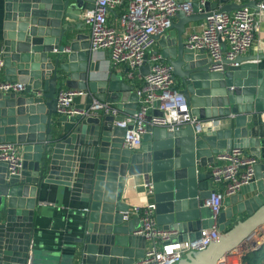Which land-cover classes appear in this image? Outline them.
<instances>
[{
  "label": "water",
  "instance_id": "1",
  "mask_svg": "<svg viewBox=\"0 0 264 264\" xmlns=\"http://www.w3.org/2000/svg\"><path fill=\"white\" fill-rule=\"evenodd\" d=\"M95 1L0 0V84L24 85L17 93L0 91V143L17 144L23 158L15 175L0 163V264H132L142 259L148 242L135 234L140 219H126L127 194L137 178L153 184L149 195L157 224L176 231L180 241H193L214 225L205 206L214 192L209 166L223 151L248 149L257 159L254 178L225 197L219 237L179 263L217 264L256 230L263 231L264 53L224 59L222 70L214 71L213 60L189 49L185 36L189 25L213 12L259 10L256 2L184 0L192 3V13L178 12L171 29L155 37L156 46L192 115L216 123L199 134L190 125L169 131L148 124L141 149L132 151L123 147L126 129L115 125L123 116L58 112L62 88L84 93L74 100L81 111L89 112L96 102L109 103L120 114L138 110L136 86L119 73L98 78L90 37L77 34L70 22L94 9ZM148 72V66L140 68L143 76ZM51 185L70 197L79 218L68 245L47 254L38 245L36 221ZM243 214L249 219L233 226Z\"/></svg>",
  "mask_w": 264,
  "mask_h": 264
},
{
  "label": "built area",
  "instance_id": "2",
  "mask_svg": "<svg viewBox=\"0 0 264 264\" xmlns=\"http://www.w3.org/2000/svg\"><path fill=\"white\" fill-rule=\"evenodd\" d=\"M206 1L199 0L200 5H204ZM248 1H255L259 10L243 7L229 14L213 12L205 20L201 31H194L188 36L187 47L204 51L214 62L212 70H222L221 62L224 59L232 61L246 54L254 45L261 30L264 0ZM124 3H127L128 10L120 17L117 27L109 22V16ZM192 10V3L184 0H96L94 9L83 14L85 24L89 27L91 51L94 54L107 51L113 67H127V77L131 83L141 80V84L136 87L139 97L137 112L125 115L115 123L117 127L126 129L123 142L126 149H141L148 124L169 131L190 125L199 134L206 125L216 123L213 120L203 121L192 115L188 102L176 87L172 67L165 62L156 46L155 37L171 29L178 12L190 14ZM200 10L203 11V8ZM143 66L149 68L145 76L140 73ZM23 90L24 85L20 83L0 84L2 92L17 93ZM78 96H84V93L61 89L57 94L59 114L91 115L103 111L105 114L120 115L118 109L105 102H96L89 112L76 109L74 100ZM155 111H159L160 115H154ZM0 163L7 164L11 175L18 174L23 168L19 146L0 143ZM256 164L255 157L238 147L216 156L215 163L210 165V172L212 185H219L221 189L213 190L211 197L205 201V206L213 215L214 225L202 229L199 237L193 241H180L176 231L160 227L153 203L145 207L130 208L126 219H140L141 225L135 234L145 237L148 242L144 257L133 264H179L186 255L207 249L220 235L217 220L223 210L225 197L238 193L251 182ZM143 187L148 193L153 192L151 182L144 183ZM247 253L241 248L233 249L217 264H244L243 259Z\"/></svg>",
  "mask_w": 264,
  "mask_h": 264
},
{
  "label": "crops",
  "instance_id": "3",
  "mask_svg": "<svg viewBox=\"0 0 264 264\" xmlns=\"http://www.w3.org/2000/svg\"><path fill=\"white\" fill-rule=\"evenodd\" d=\"M242 2H246V0H242ZM128 10L127 3H124L122 6L114 9L109 16V22L117 27H119L120 17L125 14ZM2 7H0V28L2 26ZM84 14V12H83ZM83 14L76 21H70L73 26L76 27L77 34H83L89 37V27L85 24ZM262 22H261V30L257 35L256 41L252 48L244 55L249 54H259L264 53V12L262 13ZM205 21H200L188 26V30L185 36V40H187L188 36L194 31H201L203 24ZM94 60L99 62V72L96 76L100 79H105L110 73H119L122 74L125 80H128L127 77V67L119 66L113 67L111 65L109 53L107 51H100L94 54ZM130 82V81H129ZM136 87L141 84V80L132 82ZM176 87L181 90V87L177 82ZM65 89V88H62ZM84 102V98L79 102L78 105H82ZM80 110V109H79ZM121 116L128 115L126 113H121ZM263 135H264V122L262 125ZM249 152V150H246ZM216 159V157H215ZM215 163V160H214ZM212 165V164H211ZM210 171V166L208 168ZM144 181L142 178H137L130 185L129 193L127 194V203L130 204V208L132 207H145L148 204L152 203V199L147 192V190L143 187ZM213 190H220L221 186L213 184L211 185ZM51 193H48L47 198L44 201V205L42 206L43 216L39 217L36 221L37 229L36 233L38 245L40 250L45 251L47 254L55 253L56 251H60V249L65 248L68 245L66 238L74 237V233L78 224V216L79 212L76 210L72 200L70 197L59 189L58 185H51ZM224 208V205H223ZM249 215L243 214L241 218L233 220V226L236 225L240 221H246L249 219ZM133 218V217H132ZM252 218V217H251ZM232 227V226H231ZM231 227L227 228L228 230ZM263 231L256 230L252 237L248 240L245 239L242 241L241 245L237 248H241L247 252L251 250H257L260 247L264 248V225L262 226ZM191 235V234H190ZM148 246V244H147ZM236 249V248H235ZM187 256V255H186ZM185 256V257H186ZM184 257V258H185ZM137 261V260H136ZM135 261V262H136ZM133 264V263H132Z\"/></svg>",
  "mask_w": 264,
  "mask_h": 264
},
{
  "label": "trees",
  "instance_id": "4",
  "mask_svg": "<svg viewBox=\"0 0 264 264\" xmlns=\"http://www.w3.org/2000/svg\"><path fill=\"white\" fill-rule=\"evenodd\" d=\"M243 261L244 264H264V248L249 251Z\"/></svg>",
  "mask_w": 264,
  "mask_h": 264
},
{
  "label": "flooded vegetation",
  "instance_id": "5",
  "mask_svg": "<svg viewBox=\"0 0 264 264\" xmlns=\"http://www.w3.org/2000/svg\"><path fill=\"white\" fill-rule=\"evenodd\" d=\"M30 261V260H29Z\"/></svg>",
  "mask_w": 264,
  "mask_h": 264
}]
</instances>
